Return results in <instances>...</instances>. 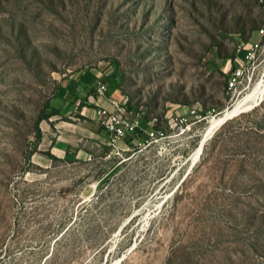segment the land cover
<instances>
[{"label":"rangeland","instance_id":"rangeland-1","mask_svg":"<svg viewBox=\"0 0 264 264\" xmlns=\"http://www.w3.org/2000/svg\"><path fill=\"white\" fill-rule=\"evenodd\" d=\"M261 29L264 0H0V264L48 258L76 218L70 237L107 239L74 248L70 264H264V127H234L264 120V94L196 162L200 145L181 154L264 79ZM247 39L260 47L233 91L217 53ZM86 72L120 94L147 139L166 121L189 126L156 151L144 138L107 160L64 161L52 149L66 121L57 93Z\"/></svg>","mask_w":264,"mask_h":264},{"label":"crops","instance_id":"crops-1","mask_svg":"<svg viewBox=\"0 0 264 264\" xmlns=\"http://www.w3.org/2000/svg\"><path fill=\"white\" fill-rule=\"evenodd\" d=\"M258 43L260 41L247 39L241 45H237L232 52L219 51L216 67L229 78L232 70L246 64L249 50ZM88 74L86 72L76 79L67 81L58 90L57 97L62 104L61 113L66 121L55 126L52 149L63 158L68 155L81 161L107 160L118 153L111 145L110 133L100 122L99 113L102 110L114 111L115 102L121 103V97L117 91L108 92L104 83L99 84L96 76ZM102 85L106 87L104 92H100ZM145 126L146 123L141 122L140 127L145 129L144 132ZM138 141L135 137L127 138V141L121 140L118 143V151L127 152Z\"/></svg>","mask_w":264,"mask_h":264},{"label":"trees","instance_id":"trees-1","mask_svg":"<svg viewBox=\"0 0 264 264\" xmlns=\"http://www.w3.org/2000/svg\"><path fill=\"white\" fill-rule=\"evenodd\" d=\"M220 52H222L221 49H220ZM260 107L254 109L250 113L242 114L239 117L233 118L231 120H227L214 133L212 138H210L206 142V144L204 145V148H203L202 155L206 154L207 150L211 146L216 144V142L221 138L223 133L226 132L229 127H233V125H235L236 123H240L239 121L241 119L249 118L254 113H256ZM188 126H189V123L188 124L186 123L185 125H183V127H185V128H187ZM166 127H167V130H165V131H161V127L155 128V130L158 133H157V137L154 138V139H150V138L147 139V136L144 135V133H145L144 130L145 129H143L141 127L136 129V131L132 135L128 134L124 139L127 141V138L132 139L133 137L137 138L138 140H143L144 138H146V140H147L146 144H149V145L153 144V146L151 148L155 149V151H156L157 150V142H158L159 138H162L163 136H169V135L172 134V132L180 129V128H177V129L172 128L168 121H166ZM234 127H237V131H239L238 133H243L246 136H248L249 134L253 133L254 131L262 129L264 127V120H262L260 123H256L255 126H254V123H253L252 125L245 126V128H243V129H241L239 127V124H238V126L236 124V126H234ZM38 132L40 133L39 129H38ZM179 132H181V131H178V133ZM155 139H157V141H155ZM130 141L131 140H128V142H130ZM200 143H201V138L200 137H197L196 139H194L187 149H185L184 151H181L182 156L183 157H188L190 155L191 151L193 149H196L200 145ZM126 155H128V154H126ZM126 158H127V161L133 160V157L130 158V155L126 156ZM63 159H64V161L69 162V163L82 162L81 160H78V159H75V158H71L68 155H66ZM123 165H124L123 161H118L117 164L114 167H111L108 170L104 169V170H102L100 172V174L96 177V179H99V182L97 184V192H99V193H103L104 192L103 190L105 189V186H107V184L110 183V180L115 175L119 174L123 170V168L125 167V165L124 166ZM156 170H157V172H159V174H160L159 176L162 179L167 178V174H164V171L162 170L161 167H157ZM71 191L72 190L69 189V188H66V189L63 190L64 193H70ZM97 192H96V194H97ZM97 198H99V195H97ZM84 205L85 204L80 205V207L78 209V216L83 211ZM103 213L106 214V211H103ZM77 219L78 218H76L74 221H72L69 224L66 223V222H62L61 223V225H60V227L58 229V232L61 233V236L57 240H55V242L53 243V249H52L51 255L48 258H46V256L49 253V250L48 251L45 250L43 252V254H41L39 256V258L33 264H70L71 262L74 261V256L72 255L73 250H74V248L80 246V244H82L84 242H89L91 247L96 248V247H102L106 243V239H107L106 235H104L103 237H101L99 239H95V240L83 239L82 241H80L79 238H76V236L70 237L69 235L71 233H73V229H74L73 226L75 225V223H77ZM111 231H114V229H111ZM84 232L85 231H83L82 233H84ZM107 233H110V231L109 232L107 231Z\"/></svg>","mask_w":264,"mask_h":264},{"label":"built area","instance_id":"built-area-1","mask_svg":"<svg viewBox=\"0 0 264 264\" xmlns=\"http://www.w3.org/2000/svg\"><path fill=\"white\" fill-rule=\"evenodd\" d=\"M260 32L264 33V30L261 29ZM259 47L260 43L255 44L254 47L249 50L247 54L246 64H248L255 57V51ZM245 65L232 70L228 78V88L230 90L236 91L240 87V85L244 81H246ZM251 79L252 77L249 76L248 81H251ZM105 90V85H102L100 88V92H104ZM99 114L101 124L103 125L104 129L108 131L111 135V145L115 150H117V153L119 154L120 151H118V143L123 140L129 132H135L136 129L139 128L138 121H136L132 117V114L127 106L117 102H115L114 111L102 110ZM185 124L186 123L177 120V125H179L181 131L185 129V127H183V125ZM154 138H156V136L153 134L150 139ZM155 141H157V139H155Z\"/></svg>","mask_w":264,"mask_h":264},{"label":"bare ground","instance_id":"bare-ground-1","mask_svg":"<svg viewBox=\"0 0 264 264\" xmlns=\"http://www.w3.org/2000/svg\"><path fill=\"white\" fill-rule=\"evenodd\" d=\"M264 94V79L260 81L250 93L243 97L239 102H237L233 107L227 109L220 117L214 118L210 123L207 131L202 137V141L198 149L194 154V161L196 162L203 152L204 145L213 135L216 129L223 124L224 121L231 119L233 116L250 109L255 106L256 103L260 101Z\"/></svg>","mask_w":264,"mask_h":264},{"label":"water","instance_id":"water-1","mask_svg":"<svg viewBox=\"0 0 264 264\" xmlns=\"http://www.w3.org/2000/svg\"><path fill=\"white\" fill-rule=\"evenodd\" d=\"M226 121H227V120H226ZM226 121H224L223 124H224ZM223 124H222V125H223ZM220 127H221V126H219L218 129H219ZM218 129H216L215 132H216ZM215 132H214V133H215ZM214 133H213V135H214ZM213 135H212V136H213ZM212 136H211L210 138H212ZM193 166H194V165H193ZM193 166L190 167L188 173L190 172V170L192 169ZM188 173H187V174H188ZM186 176H187V175H186ZM186 176H185V177H186ZM185 177L183 178V180L185 179Z\"/></svg>","mask_w":264,"mask_h":264}]
</instances>
